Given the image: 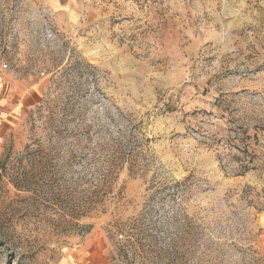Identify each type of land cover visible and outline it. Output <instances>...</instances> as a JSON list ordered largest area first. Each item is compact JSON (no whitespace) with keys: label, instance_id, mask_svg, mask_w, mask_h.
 <instances>
[{"label":"rangeland","instance_id":"1","mask_svg":"<svg viewBox=\"0 0 264 264\" xmlns=\"http://www.w3.org/2000/svg\"><path fill=\"white\" fill-rule=\"evenodd\" d=\"M0 60V264H264V0H0Z\"/></svg>","mask_w":264,"mask_h":264},{"label":"crops","instance_id":"2","mask_svg":"<svg viewBox=\"0 0 264 264\" xmlns=\"http://www.w3.org/2000/svg\"><path fill=\"white\" fill-rule=\"evenodd\" d=\"M23 96L21 97L19 88L15 89V86L12 91L0 92V127L11 126V124L15 123L14 120H16L19 112L17 108L21 105L24 106V103L28 104V93Z\"/></svg>","mask_w":264,"mask_h":264},{"label":"trees","instance_id":"3","mask_svg":"<svg viewBox=\"0 0 264 264\" xmlns=\"http://www.w3.org/2000/svg\"><path fill=\"white\" fill-rule=\"evenodd\" d=\"M108 183V181H104V185ZM108 194V192H107ZM98 195V198L96 199V201L94 202V206H91V211L92 210H100V211H104L105 207L107 205V202L110 200V197H108V195ZM115 232H119V229L115 230Z\"/></svg>","mask_w":264,"mask_h":264},{"label":"built area","instance_id":"4","mask_svg":"<svg viewBox=\"0 0 264 264\" xmlns=\"http://www.w3.org/2000/svg\"><path fill=\"white\" fill-rule=\"evenodd\" d=\"M7 68V63L0 60V70H6Z\"/></svg>","mask_w":264,"mask_h":264}]
</instances>
